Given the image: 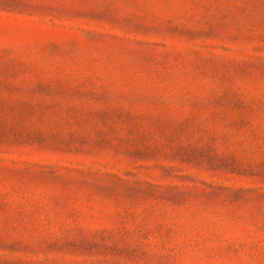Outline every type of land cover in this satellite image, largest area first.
I'll return each instance as SVG.
<instances>
[{"label": "rangeland", "instance_id": "1", "mask_svg": "<svg viewBox=\"0 0 264 264\" xmlns=\"http://www.w3.org/2000/svg\"><path fill=\"white\" fill-rule=\"evenodd\" d=\"M0 264H264V0H0Z\"/></svg>", "mask_w": 264, "mask_h": 264}]
</instances>
